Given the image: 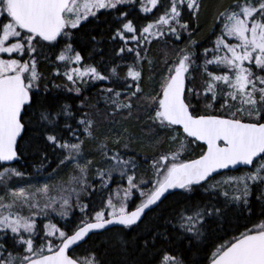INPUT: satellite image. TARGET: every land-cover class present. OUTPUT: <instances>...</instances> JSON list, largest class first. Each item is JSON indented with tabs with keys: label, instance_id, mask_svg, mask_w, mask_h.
Returning <instances> with one entry per match:
<instances>
[{
	"label": "snow or ice",
	"instance_id": "snow-or-ice-1",
	"mask_svg": "<svg viewBox=\"0 0 264 264\" xmlns=\"http://www.w3.org/2000/svg\"><path fill=\"white\" fill-rule=\"evenodd\" d=\"M136 3L137 0H0V54L28 57L24 62L19 58H0V164L20 160L33 147L25 137L32 124L33 106L38 103L34 92L39 89V74L37 60L32 55L37 53V46L44 54L45 47L58 42L64 44L57 58L65 63L63 75L72 85L65 87L79 95L81 87L77 85L110 77L92 65L67 67L81 65L83 60L70 43L72 30L80 28L89 17H97L101 10ZM201 6L202 0H139L141 12L149 14L158 8L160 11L151 17V22L139 27L131 20H121L113 37L124 42L118 54L134 53L135 62L124 77L127 102L121 101V92L111 87L105 91L110 94L106 103L114 106L112 116L122 110L131 115L133 98L144 100L154 113L150 119L159 127L170 129L172 140L177 139L179 129L185 139L201 142L206 150L198 158L181 159V151L186 147L181 143L179 150L153 157L152 178L137 181L136 161L120 151L113 153L107 143L101 142L97 151L108 167L100 168L85 154V142L97 139L95 122L87 118V113L78 118L69 105L58 109L42 107L39 113L41 135L45 144L57 152L53 172L66 167L67 178L57 184L44 183L34 190L25 187L11 190L7 180L12 176L23 177L24 173L8 166L3 168L0 172V183L4 186V194L0 195V241L10 233L13 250L0 242V264H100L91 252L77 255L78 248L83 246L81 242L90 233L110 225L124 228L138 225L146 210H154V206L162 203V198H167L166 194L177 189L190 194L199 186L210 195L225 197V208L186 203L175 210L167 223L175 220L172 227L177 229L178 235L191 234L187 237L190 240H200L204 236L205 221L221 215L229 202L242 201L248 205L253 185L257 186V199L264 205V0H234L218 14L216 22L220 27L214 48L204 50L202 67L207 78L202 81L201 90L188 83L190 69L195 64V52L188 47L176 53L155 96H145L140 87L142 62L147 59L144 46L153 40L167 43L166 37L180 40L181 34L187 32L194 49L192 29L181 18L186 12L196 17ZM122 16L127 17L128 13L122 12ZM128 34H132L130 39L137 47L127 46ZM209 52L212 53L210 59ZM209 65L214 66L213 70H209ZM110 71L119 78L115 67ZM129 79L131 82H127ZM189 95L196 99L203 97L205 110L196 109ZM124 131L113 143H120ZM123 147H128L127 142ZM93 171L94 177L100 180L101 191L113 181L114 172H118L121 181L127 180L128 187L118 189L115 196L109 194L102 210L90 214L81 197L96 191L89 182ZM134 189L140 202L129 211L128 202ZM24 209L28 214H23ZM75 209L83 214L78 221L71 218ZM53 215L66 222L64 228L52 222ZM37 217L41 220L39 228ZM44 219L48 223H43ZM167 239L164 235V240ZM16 244L22 247L17 249ZM153 249H157L155 240L150 247L145 245L146 253ZM145 264L189 262L174 251L158 249ZM206 264H264V220L215 247Z\"/></svg>",
	"mask_w": 264,
	"mask_h": 264
},
{
	"label": "trees",
	"instance_id": "trees-1",
	"mask_svg": "<svg viewBox=\"0 0 264 264\" xmlns=\"http://www.w3.org/2000/svg\"><path fill=\"white\" fill-rule=\"evenodd\" d=\"M233 3L234 0H202V6L196 17H191L187 12L182 16L181 19L188 22L189 28L192 29L191 40L196 42L194 49L189 44L187 32L181 34L180 40L166 37L167 43L153 40L150 45L144 46V54H146L147 59L142 62L140 87L145 96L151 97L157 94L160 81L175 59L176 53L186 47L195 52V64L191 68V78L188 83L197 90H201L202 81L207 78L202 67L204 50L214 48V41L219 34L218 29L220 27L216 18L221 11ZM158 11H160L159 8L154 9L149 14L141 12L139 0H137V3L133 5H121L118 9L101 10L97 13V17H89V20L83 23L80 28L72 30L74 35L70 43H72L74 51L79 52L83 58L80 66L92 65L99 72L110 77L104 81H88L86 85H77L81 87L79 95L75 91L66 90L65 86L72 87V85L63 75L64 70L59 67V62L56 60V55L64 49V44L58 42L55 46L45 47L43 49L44 54H41V50L37 46V53L32 55L37 60L39 74V89L34 92L38 103L33 106L32 124L25 137L32 143L33 147L25 152L20 160L10 162L7 165L0 164V171L5 166L12 167L24 173L22 178L31 180L47 177L52 180L54 173H60L65 169L68 171L66 167H61L53 172L57 164V152H53L45 144L41 135L43 128L39 123V113L42 107L58 109L64 105H69L78 118L87 113V118L95 122L94 134L97 139L86 141L84 152L93 160L95 165L102 169L108 165L97 151L101 142L107 143L113 153L120 151L122 155H126V158L130 157L136 161L138 165L135 169L137 181L152 178L150 165L153 157L160 153L175 152L180 149L181 143L186 145L181 151L184 153L181 159L189 160L201 155L205 149L202 144L189 138L185 139L184 134L179 129L177 130L179 133L177 139L172 140L173 133L170 129L161 128L158 124L153 123L150 117L154 113L146 101H137L133 98L131 115L128 114L127 110H122L117 111L115 116L111 115L114 106L110 102L106 103V97H109L110 94L105 89L109 87L121 92V101L127 102L126 93L128 89L125 87L124 77L128 68L135 62L134 53L118 54L119 48L123 46L124 42L113 37L121 26V20H131L135 26L139 27L141 24L151 22V17H154ZM122 12H127L128 16L123 17ZM131 35L128 34L129 43L127 46L135 48L137 45L131 41ZM211 57L212 53L209 52L208 58ZM113 67L116 68L119 78L111 75L110 70ZM213 68L214 66L209 65V70H213ZM57 72L61 75H57ZM127 82H131L130 79ZM189 100L196 109L205 110L203 97L196 99L189 95ZM122 130L126 131L123 132L120 143H113ZM64 135L66 136V133ZM125 142L128 144L127 148L123 147ZM42 163L43 167L41 166ZM89 181L96 188V191L89 195H82L81 200L82 203L88 205L87 211L90 214H94V210H102L101 206L106 204L107 196L109 194L114 196L118 187H124L127 184L126 179L121 181L118 174H113V181L109 183L108 188L101 191L100 180L94 178V171L90 172ZM141 187H146V185H141ZM195 187L196 190L190 194L181 190L167 195V198L159 206L148 211L138 225H134L132 228L114 227L90 235L82 243L83 246L78 248L77 255L91 252L100 260V264H145V261L151 259L158 249H167L169 252L174 251L181 255V258L189 264H206L207 261H210V252L215 251V247L231 240L234 235L238 236L245 231L246 227H252L256 222L264 220V205L257 199V186L253 185L252 195L248 198V205H244L242 201L229 202L221 215L209 217L205 221L204 236L200 240L188 239L187 237L191 234L181 232L178 235L177 229L172 227L175 220H172V223H167V221L172 219L175 210L182 205L199 203L225 208V197L222 194L217 196L212 193L210 195L199 186ZM109 189L111 193H109ZM138 196V192L134 189L128 202L129 209L134 208L133 206L140 202ZM82 215L79 209H75L71 218L78 221ZM45 222L48 220L44 219L43 223ZM52 222L61 228H64L66 223L55 215H53ZM37 225L38 228L41 226L39 217L37 218ZM164 235H167V240H164ZM36 239L39 241L40 237H36ZM154 240L157 249L146 253L145 245L148 244L150 247ZM0 242L5 243L10 251L13 250V238L10 233ZM20 247L22 246L15 245L17 249Z\"/></svg>",
	"mask_w": 264,
	"mask_h": 264
},
{
	"label": "rangeland",
	"instance_id": "rangeland-1",
	"mask_svg": "<svg viewBox=\"0 0 264 264\" xmlns=\"http://www.w3.org/2000/svg\"><path fill=\"white\" fill-rule=\"evenodd\" d=\"M58 55H56V60L59 62V67L65 71V63L60 61L57 58ZM13 57L19 58V57H17V55L15 53H13L11 57L7 53L0 54V58H3V59H9V58H13ZM67 67L71 68V67H81V66L77 65V64H69V65H67ZM183 154L184 153H181V157H183ZM2 171H3V169L0 172H2ZM66 173H67L66 169H65V171L63 170L60 173L56 172V173L53 174V176H52L53 179L52 180H49L48 177L47 178H42L40 180L39 179L31 180L29 178L28 179H24L22 177L12 176L11 179L7 180V185L9 187V189H11V190H15V189H17L19 187H25V188H30V190H34L35 188L42 186L44 183L57 184V183L65 180L67 178L66 177ZM113 174H118V172H114ZM94 178L95 179H99L97 177H94ZM127 187H128L127 184L124 187H118L115 190V195H116L118 189H126ZM3 194H4V186H3L2 183H0V195H3ZM23 214H25V215L28 214V210L24 209ZM46 223H48V222H45V224ZM212 252H214V251H211L210 253H212Z\"/></svg>",
	"mask_w": 264,
	"mask_h": 264
},
{
	"label": "water",
	"instance_id": "water-1",
	"mask_svg": "<svg viewBox=\"0 0 264 264\" xmlns=\"http://www.w3.org/2000/svg\"><path fill=\"white\" fill-rule=\"evenodd\" d=\"M199 143H201V142H199ZM201 144H202V143H201ZM205 147H206V146H205ZM177 190H180V189H177ZM177 190H174L173 192H175V191H177ZM167 195H169V194H166V196H167ZM163 200H164V198H162V201H163ZM155 207H156V206H154V208H155ZM148 211H150V210H146L144 216L146 215V213H147ZM144 216L141 217V220L144 218ZM114 227H123V226H120V225H110L107 229H104V230H100V231H96V232L90 233L89 236L92 235V234H95V233H100V232H102V231L108 230V229H110V228H114ZM88 238H89V237H86V238H85V241H86ZM85 241H82L81 244H82L83 242H85ZM74 247H76V246H74Z\"/></svg>",
	"mask_w": 264,
	"mask_h": 264
}]
</instances>
